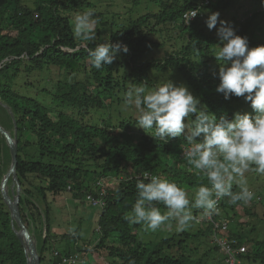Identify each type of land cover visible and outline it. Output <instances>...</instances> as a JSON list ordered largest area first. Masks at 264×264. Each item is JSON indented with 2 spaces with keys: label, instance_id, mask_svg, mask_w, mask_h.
Instances as JSON below:
<instances>
[{
  "label": "trees",
  "instance_id": "16d2710c",
  "mask_svg": "<svg viewBox=\"0 0 264 264\" xmlns=\"http://www.w3.org/2000/svg\"><path fill=\"white\" fill-rule=\"evenodd\" d=\"M100 1L35 0L34 6L28 7L22 0H0V124L7 130L13 128V122L16 127L21 219L29 231V221L44 222V236L36 242L40 264H60L61 258L75 257L81 248L98 255L103 249L109 259L107 264H224L215 243L211 249L219 259L212 262L206 259L210 249L199 253L188 247L189 239L212 233L207 222L193 231H178L146 242L137 238L140 224L124 219L135 202L136 185L143 180L138 176L144 171L174 181L186 190L208 186L207 178L197 175L183 157L185 136L168 141L154 139L152 130L146 132L136 125L134 106L132 114L125 111L115 124L108 118L110 114L101 120L93 115L112 104L119 112V105H126L124 97L129 88L140 86L150 91L159 84L158 73L175 77L170 72L166 74L165 70L172 68L175 71L171 72L180 75L209 112L217 118H233L246 100L235 95L226 100L216 91L220 64L214 55L219 38L216 28L209 30L205 26L206 9L226 8L230 0H211L207 5L196 0H151L154 7L149 4V9L136 13L139 0H130L131 8L124 16L95 11ZM261 7L257 12L264 16ZM190 9L199 14L184 25L180 16ZM85 11L93 13L96 37L94 42H85L86 47L74 36L70 20ZM257 14L249 12L238 18L231 13L228 22L237 35L247 37L250 48L264 46V39L253 35ZM156 35H169L170 50L161 57H146L163 46V42L155 41ZM110 41L127 45L129 51L120 52L112 64L98 70L92 66L87 49ZM6 157L9 161L8 148L0 134V180ZM97 182L105 191L104 206L96 217L97 241L87 239L79 245L77 234L53 233L51 206L55 197H71L78 207L84 203L91 206L85 197L97 196ZM232 191L238 192L234 184ZM155 206L162 213L166 209L160 203ZM219 206L222 214L232 208L227 197L220 199ZM24 207L33 211L25 214ZM250 210L242 208L246 214ZM198 212L204 214L203 210L193 209L192 215L200 217ZM222 214H213V219H225ZM237 215L235 212L230 221H236ZM191 223L200 225L201 221ZM254 229L252 226L248 231ZM226 234L237 245L246 247V252L237 256V264H264V238L244 236L239 225ZM184 241L188 242L182 250ZM0 264H26L1 194Z\"/></svg>",
  "mask_w": 264,
  "mask_h": 264
},
{
  "label": "clouds",
  "instance_id": "9594fccd",
  "mask_svg": "<svg viewBox=\"0 0 264 264\" xmlns=\"http://www.w3.org/2000/svg\"><path fill=\"white\" fill-rule=\"evenodd\" d=\"M261 3L264 5V0ZM197 14L193 12L187 22ZM219 15L212 12L205 21L209 30L216 28L219 38L214 55L220 64L216 91L226 100L232 95L243 97L255 114L237 112L231 119L224 115L217 118L187 86L170 80L150 91L140 86L129 88L124 99L126 106H134L138 112L136 125L146 132L152 130L154 139L168 141L183 134L186 140L183 157L197 175H203L209 182L208 186L194 188L190 201L187 190L176 182L144 172V179L136 185L131 211L124 216L131 224L155 231L165 223L174 222L177 231H185L195 219L193 208L214 214L218 200L225 197L232 205L251 201L253 193L247 187L232 191L234 179L243 177L253 166L257 173L264 174V46L250 48L247 37L237 35L231 24L219 20ZM92 17L90 11L74 17L73 32L81 46L95 41ZM87 51L92 66L99 70L129 49L121 42L110 41ZM156 203L163 204L166 211L162 213Z\"/></svg>",
  "mask_w": 264,
  "mask_h": 264
},
{
  "label": "rangeland",
  "instance_id": "374dc122",
  "mask_svg": "<svg viewBox=\"0 0 264 264\" xmlns=\"http://www.w3.org/2000/svg\"><path fill=\"white\" fill-rule=\"evenodd\" d=\"M34 1L35 0H22L23 4L27 5L28 7H33ZM129 1L130 0H102V2L100 1L98 5L95 6V11L103 10L107 12L108 15L111 12H115L121 16H124V15H127L128 10H130L131 8V4ZM40 4L42 5L43 3L40 2ZM149 4H151L154 7V3L151 0H139V3L136 5L137 7L135 9L136 10L135 13L141 12L143 11V9H149L150 7ZM260 6L261 4L257 0H230V3L228 7L226 8H222V9L214 10V11L206 9L205 16L207 19L210 13L219 12L220 14L219 20L229 22L231 13L236 15L238 18H242L243 16L248 15L249 12H255L257 14L258 13L257 11L260 8ZM70 20H71L72 27H73L74 19L72 18ZM219 20H218L217 26L219 25ZM253 26H255L254 28L255 33L253 34L254 37H256V39H264V16H261L258 13L257 16H255L254 18ZM236 27H238V24H236ZM93 28H94V25H93ZM168 37L169 35H166L164 38L160 37L159 35H156L155 41L163 42L162 44L163 46L162 48H158L156 50L153 49L151 54L147 55L146 57H149V58L153 56L161 57L164 51H169L170 41L172 40H167ZM215 49H217V46L215 47ZM149 71H157V70H149ZM165 71H167L166 74L170 72L171 74L175 75V77H171V76L169 77V75L167 76L164 73H158L157 82L159 84H162L163 82H168L170 80L177 85L183 84L187 86L179 74L176 75L171 72V71H175L174 69L169 68V69H166ZM166 77L169 80L167 79L166 81H164ZM43 82L44 80L40 83V85H42ZM51 85L52 83H49L48 87H50ZM189 91L191 92L190 89ZM193 96L196 97L194 94ZM119 107H120V111L116 113L114 111L115 104H112L107 110L105 108L106 111L104 110V111L96 112L95 114L96 117L94 115L93 117L95 119L97 118L101 120V119H105L107 115L110 114L108 118L112 120L111 123L115 124L119 122V119L121 117H124L125 111L132 114L131 110L133 109V107L131 105L126 106V105L121 104L119 105ZM239 108L240 110H238L237 112H240L242 114L243 113H248L251 115L255 114L253 109L251 108V105L247 104L246 101L241 103ZM135 114H138L136 109L134 110L132 117H134ZM8 131L11 132L12 134V129H9ZM3 160H4L3 168H2L3 173H2L1 178L3 177L5 171L7 170L8 164H9L8 157L4 158ZM233 184L236 186L238 191H240L242 187H247L253 193V198H252V201H249L247 203L240 202L241 203L240 206L230 204V206H232L231 211H229L226 214L224 213L222 214L221 210L219 209L218 215H221V214L224 215L225 220L228 223L227 231L232 228L234 229L235 227H238L239 225L243 229L244 236L251 237L255 240L264 238V174L257 173L254 170V166H253L252 170L245 172L243 177H236L234 179ZM16 186H17L16 183L11 179V177H9L6 183V188L8 192L10 193V195H14L16 193V189H17ZM187 192H188V198L191 197V200H192L193 195H194L193 191L187 190ZM72 200L73 199L71 197H69V199L64 198V197H55L53 207L51 206L52 232L55 233L56 235H59L61 233H66V232L71 233L73 236L77 234V237H78L77 239L80 240L79 245H81L84 242V240H87V239H89L88 242L92 241L94 243L98 239L97 238L98 233L97 231H95V228H96V217L99 213V208L88 206L86 203H84L83 205L80 204L78 207L74 205ZM81 202L83 201L81 200ZM40 208L42 209V207ZM242 208H247V209L251 208V210L249 211L248 214H246L242 211ZM193 209L191 211H193ZM31 210L32 209L28 210L26 207H24L25 214L30 213ZM162 210L163 212L166 211V209H162ZM235 212L239 213V215H237L236 221L234 222L230 221V219L234 218ZM198 215H202V212L201 213L198 212ZM40 216L42 217V214H38V217ZM206 218L207 216L205 217L203 215L200 218L201 220L200 225H195L194 223H191L188 230L193 231L198 227H202L203 225H205L204 223L207 222ZM245 221L247 224H244ZM29 225H30V233L34 235L35 240L38 243L44 236V229H45L44 222L43 221L39 222L37 220V222L34 221V223H32L31 221H29ZM247 225L248 227L246 228ZM252 226L255 229L249 232L248 228ZM175 232H178V231L176 230L174 222H172L171 224L165 223L164 225H162L160 228H158L155 231L148 230L145 228V226L140 224L137 238L139 237L141 240L146 241V242L156 241V240H159V238H162L169 234H173ZM211 238L212 236L210 234L206 235L205 233V235L200 236L196 240L189 239V242L184 241L181 248L182 250H184L185 245H187V242H188L189 244L188 247L192 249L195 248L194 250H198L199 253H202L210 249V251L207 252L206 259L209 262H212L213 259L217 260L219 259V257L211 249V247L215 243L213 242ZM227 238L231 239L232 236L227 234ZM175 245H176V241H175ZM100 250L101 251L99 253L101 256L94 252H91V250L84 251L83 248H81V250L77 252L75 255L78 261L77 264H107L109 259L106 256V252L103 249H100ZM218 252H221V251L218 249L216 253Z\"/></svg>",
  "mask_w": 264,
  "mask_h": 264
},
{
  "label": "water",
  "instance_id": "95a60500",
  "mask_svg": "<svg viewBox=\"0 0 264 264\" xmlns=\"http://www.w3.org/2000/svg\"><path fill=\"white\" fill-rule=\"evenodd\" d=\"M5 107L7 108L9 116L13 117L9 108L7 106ZM0 134L4 139L9 153V164L7 170L0 180V194L2 197V201L9 212L11 228L23 248L26 264H40L35 237L25 226L19 213L18 203L20 188L16 180L17 140L15 123L13 122L12 134L0 124ZM9 177H11V179L17 185L16 193L14 195H10L6 188V183Z\"/></svg>",
  "mask_w": 264,
  "mask_h": 264
},
{
  "label": "built area",
  "instance_id": "2783aa9c",
  "mask_svg": "<svg viewBox=\"0 0 264 264\" xmlns=\"http://www.w3.org/2000/svg\"><path fill=\"white\" fill-rule=\"evenodd\" d=\"M202 5H207L211 2V0H196ZM261 2V0H258ZM262 5V4H261ZM261 10L264 12V5H262ZM193 12H198L196 9H190L187 11L182 12L180 16V20L184 25H188L191 21H193L198 14L195 17H192L187 22V18L192 15ZM148 172V171H144ZM143 172V173H144ZM143 173H141L138 177L144 179ZM151 175H155L151 172H149ZM157 176V175H156ZM97 185L100 186V190L97 193V196H91L86 195L85 199L88 201L89 204L92 206H102L104 201L102 199L103 195L105 194L104 188L101 187L100 182H97ZM220 200L217 202V212L214 214H218V211L220 209ZM207 216V223L211 225L212 228V240L215 242V244L218 246V249L223 254V263L224 264H236L238 261L237 256L241 253H244L246 251V247L244 245H237V241L234 238H227V221L225 219H219L214 220L213 214H202L200 217H197L194 219L195 221L199 222L201 221L200 218L202 216ZM77 259L75 257H69V258H61L60 264H73Z\"/></svg>",
  "mask_w": 264,
  "mask_h": 264
},
{
  "label": "bare ground",
  "instance_id": "6f19581e",
  "mask_svg": "<svg viewBox=\"0 0 264 264\" xmlns=\"http://www.w3.org/2000/svg\"><path fill=\"white\" fill-rule=\"evenodd\" d=\"M243 26V25H242ZM1 111V110H0ZM213 243V242H212Z\"/></svg>",
  "mask_w": 264,
  "mask_h": 264
}]
</instances>
